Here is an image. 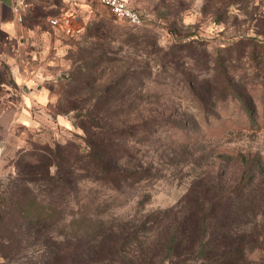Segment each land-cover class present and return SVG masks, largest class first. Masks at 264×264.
I'll return each instance as SVG.
<instances>
[{
    "label": "rangeland",
    "instance_id": "rangeland-1",
    "mask_svg": "<svg viewBox=\"0 0 264 264\" xmlns=\"http://www.w3.org/2000/svg\"><path fill=\"white\" fill-rule=\"evenodd\" d=\"M130 3L140 26L96 0H31L17 63L29 86L47 88V100L22 104V88L0 68V109L18 112L10 130H0V187L20 151L59 143L85 154L80 124L99 105L97 146L117 150L121 170L150 175L119 193L82 184V196L106 206L105 217L201 214L215 191L234 188L235 220L255 239L256 224L264 226V0ZM61 13L68 28L50 26ZM247 260L264 264V250Z\"/></svg>",
    "mask_w": 264,
    "mask_h": 264
},
{
    "label": "trees",
    "instance_id": "trees-1",
    "mask_svg": "<svg viewBox=\"0 0 264 264\" xmlns=\"http://www.w3.org/2000/svg\"><path fill=\"white\" fill-rule=\"evenodd\" d=\"M5 86L1 78L0 94ZM99 107L80 124L85 154L59 143L18 152L13 176L0 187L1 258L8 264H154L148 256L171 264H251L249 251L264 250V236L263 242L258 239L264 226L262 231L256 224L255 239L243 233L234 216V188L215 191L201 214L158 211L141 219H109L104 204L82 196V184L119 193L150 177L121 170L118 151L97 146L91 129L100 128ZM115 154L121 158L113 160Z\"/></svg>",
    "mask_w": 264,
    "mask_h": 264
},
{
    "label": "crops",
    "instance_id": "crops-1",
    "mask_svg": "<svg viewBox=\"0 0 264 264\" xmlns=\"http://www.w3.org/2000/svg\"><path fill=\"white\" fill-rule=\"evenodd\" d=\"M26 10L23 11V15H25ZM22 40L23 28L21 24L16 22V17L12 11V3L9 0H0V68L7 66L13 82L22 88V104L27 107L42 105L47 100V96H45L47 88L39 84L35 88L29 86L27 73L22 69L20 63H17ZM17 116L18 112L13 107L0 111V130L8 132ZM26 125L28 124L26 123ZM0 264H3V262L0 261Z\"/></svg>",
    "mask_w": 264,
    "mask_h": 264
},
{
    "label": "built area",
    "instance_id": "built-area-1",
    "mask_svg": "<svg viewBox=\"0 0 264 264\" xmlns=\"http://www.w3.org/2000/svg\"><path fill=\"white\" fill-rule=\"evenodd\" d=\"M12 3V11L16 17V22L21 24L23 11L31 6V0H9ZM66 4H72L75 0H64ZM105 8L115 19L126 22L131 26H140L144 20L142 15L132 7L130 0H96ZM67 15V14H66ZM48 23L52 27L61 29L68 28L69 20L67 17L60 15L48 18Z\"/></svg>",
    "mask_w": 264,
    "mask_h": 264
}]
</instances>
